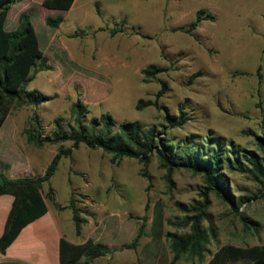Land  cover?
<instances>
[{"label": "rangeland", "instance_id": "obj_1", "mask_svg": "<svg viewBox=\"0 0 264 264\" xmlns=\"http://www.w3.org/2000/svg\"><path fill=\"white\" fill-rule=\"evenodd\" d=\"M43 1L17 0L9 11L7 29L18 28L20 14L30 15L50 69L34 70L27 89L57 98L38 107L13 105L0 133L1 160L4 156L26 165V158L15 154L36 152L37 158L28 166L36 177L44 174L61 144L36 147L28 142L25 130L36 128L44 136L53 135L59 118L68 130L74 124L72 108L78 100L87 110L86 123L110 113L117 125L138 121L159 130L169 126L167 114L179 115L184 107L188 122L165 130L175 143L190 138L201 145L206 137L215 136L224 139V145L263 156L257 136H264V0H78L69 11L47 9ZM199 10L211 13L215 20L203 22L193 35L173 32L193 22ZM58 16L64 19L59 28L46 24L47 17ZM123 20L128 32L138 27L152 39L126 34L112 37L109 29ZM149 65L170 70L145 83L142 71ZM199 72L191 83V76ZM161 81L169 85L159 100L162 109L137 110L140 100H155ZM11 137L15 146L9 149L4 144ZM63 146L68 149L72 143ZM223 179L231 195L238 202L246 199L245 203L236 209L211 193L203 221L209 252L203 263L185 257L176 264H206L227 245L264 246V181L226 166ZM51 186L58 203L69 204L73 198L79 209L87 211L82 215L90 221L84 226L85 237L131 242L146 217L148 236L143 237L170 246L168 233L191 231L190 226H183L187 213L177 203L192 209L199 206L206 182L201 174L187 169L170 172L157 156L148 165L130 158L114 164L111 154L81 145L61 160ZM66 215L72 217V212ZM122 224L131 235L120 233ZM69 225H73L72 218Z\"/></svg>", "mask_w": 264, "mask_h": 264}, {"label": "trees", "instance_id": "obj_2", "mask_svg": "<svg viewBox=\"0 0 264 264\" xmlns=\"http://www.w3.org/2000/svg\"><path fill=\"white\" fill-rule=\"evenodd\" d=\"M75 2L76 0H44L42 5L50 10L69 11ZM16 3L17 0H0V128L8 118L13 105L38 107L57 98V95L50 96L37 89H27L29 83L34 79V70H48L50 66L28 13L20 14L19 26L16 30L7 29L9 11ZM98 14H100L99 10ZM214 20L215 17L211 13L199 10L193 22L175 28L173 32L193 35L203 22ZM63 22L64 19L60 16L47 17L46 19V24L55 29L59 28ZM131 29L132 31L128 32L127 22L123 20L119 26L109 29V33L112 37L126 34L152 39L151 36L143 34L138 27ZM104 30L106 29H101V31ZM39 66L40 68L37 69ZM169 70L149 65L142 71L144 82L156 80L159 74ZM200 74L199 72L192 75L190 82L193 83ZM160 84L161 88L156 94L155 100L148 102L140 100L136 106L137 110L141 111L149 106L162 109L159 100L168 92L169 85L164 81H161ZM184 110L185 108L181 107L179 115L176 116L167 114L165 121L169 126L162 125L163 130H159L157 126L147 127L138 121L122 122L117 125L114 116L110 113H104L99 118H91L86 123L84 118L87 110L78 100L72 108L74 124H69L68 130L63 129L60 118L56 119V131L50 136L42 135L36 128L26 129L28 142L36 147L55 144H61V147L42 176L10 179L4 172H0V196L12 195L15 198L5 232L0 239V251L5 253L26 226L47 214L46 200L54 202L58 208H62L56 202V193L51 186V179L61 160L71 157L75 149L85 145L91 150L101 149L111 154L114 164H119L123 159L130 158L148 165L153 157L157 156L162 165L170 172L183 168L201 174L206 182L204 201L193 209L184 203H177L180 211L187 213L182 221L183 226H190L191 231L184 234L168 233L166 237L173 253L172 264L182 261L185 257L203 263L209 252L208 245L210 244L209 234L203 228L205 211L210 203L209 196L214 193L236 209L241 203H245L246 199H241L238 202L231 195L223 179V171L226 166L232 171L264 181V136H257V143L263 156L254 150H240L231 144L224 145V139L215 136L206 137L201 145L190 138L185 139L181 144L175 143L167 138L165 130L168 127L181 128L188 122ZM33 120L39 123L37 115L33 116ZM65 142H71L72 146L68 149L65 148L63 146ZM3 168L6 171L9 170L8 165H3ZM44 184L49 185L46 195H43L42 191ZM66 208L72 211L76 234L81 236L84 225L87 223V219L82 215H87V211L79 209L73 198L70 199ZM192 211H196L197 215H189ZM142 220L143 224L132 242L119 248L94 244L91 240L76 246L63 239L61 241V264H88L97 252L108 254L118 250L137 249L141 238L147 235L145 232L147 219L144 217ZM83 257L86 258L81 262ZM241 261L264 264V246L247 248L223 246L212 254L206 264H235Z\"/></svg>", "mask_w": 264, "mask_h": 264}, {"label": "crops", "instance_id": "obj_3", "mask_svg": "<svg viewBox=\"0 0 264 264\" xmlns=\"http://www.w3.org/2000/svg\"><path fill=\"white\" fill-rule=\"evenodd\" d=\"M77 1L78 0H76L75 4H77ZM6 123L7 119L4 125L0 128V133L6 126ZM10 140L12 141H9L4 145L8 146L9 149H12L15 146V143L13 142L12 137ZM15 155L18 158L19 156L25 157L27 160L26 165L19 166L14 161L6 160V158L2 156L3 160L0 159L3 163L2 168L3 165H8L9 170L6 171L3 168L1 171L10 179L36 177L35 174L31 173L28 165L32 160L37 158L38 154L36 152L33 155H31L30 152H18ZM46 185L49 187L48 184H44V191L42 190L43 195H45L48 190V187L45 189ZM14 201L15 198L12 195L0 196V239L5 232ZM46 204L48 208L47 214L26 226L5 253L0 251V264H61V241L63 239L76 246L83 245L91 240L94 244H103L110 248H119L124 244L132 242H114L113 240L105 242L102 241L100 237H85L84 228L82 235L77 236L74 221L73 225H69V228L66 226L70 218L73 219V214L72 217L66 215L71 211L66 208L69 204L62 205L58 203L61 205V209L58 208L54 202L46 200ZM87 223H90V221L88 220ZM129 230V227L122 224L120 233L128 234ZM129 234L131 235L132 232L130 231ZM147 236L141 238L139 246L135 250H118L113 253L101 254L96 257H94V254L92 260L88 264H172L173 253L170 246L164 241L149 238ZM80 237H83V239H75ZM85 258L86 257H83L81 262H83Z\"/></svg>", "mask_w": 264, "mask_h": 264}, {"label": "water", "instance_id": "obj_4", "mask_svg": "<svg viewBox=\"0 0 264 264\" xmlns=\"http://www.w3.org/2000/svg\"><path fill=\"white\" fill-rule=\"evenodd\" d=\"M101 255V252H97L95 255H94V257H96V256H100Z\"/></svg>", "mask_w": 264, "mask_h": 264}, {"label": "built area", "instance_id": "obj_5", "mask_svg": "<svg viewBox=\"0 0 264 264\" xmlns=\"http://www.w3.org/2000/svg\"><path fill=\"white\" fill-rule=\"evenodd\" d=\"M244 206V205H243Z\"/></svg>", "mask_w": 264, "mask_h": 264}]
</instances>
